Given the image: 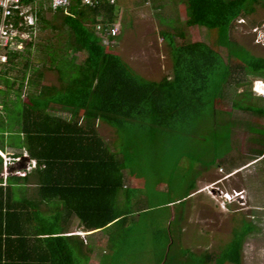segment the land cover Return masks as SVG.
Returning <instances> with one entry per match:
<instances>
[{
  "label": "trees",
  "instance_id": "16d2710c",
  "mask_svg": "<svg viewBox=\"0 0 264 264\" xmlns=\"http://www.w3.org/2000/svg\"><path fill=\"white\" fill-rule=\"evenodd\" d=\"M184 3L186 27L217 30L219 39L226 42L227 60L205 43L177 44L174 35L162 32L171 49V74L159 81L143 78L119 55L107 52L108 46L102 42L97 26L104 29L113 25L116 12L110 0H98L93 7L77 0L62 14L73 35V51L88 56L80 64L74 57L57 59L58 87L43 84V72L30 68L32 42L8 53V62L0 70V150H24L35 167L24 176L8 175L5 183L0 179V264H77L81 238L67 235L73 218L87 230L127 219L129 214L117 206L118 195L127 190L126 168L99 135L98 122L114 128L117 134L137 122L148 129L150 126L152 133L178 131L201 116L222 93L218 88L227 84L230 90L247 82V77L263 76L264 58L241 60L230 47L234 23L254 14L261 0ZM43 11H38L37 26L46 24ZM178 34L185 38L182 32ZM52 55L48 52L53 62L56 58ZM231 58L239 64H232ZM20 60L25 61L19 71L22 75L12 80L10 73ZM25 86L24 100L10 99L12 94L23 93ZM58 110L69 113L70 119L54 115ZM247 111L264 115L261 108ZM22 156L12 155L14 159ZM2 171L0 157V174ZM31 178L36 180L45 211L37 201L17 199L15 191ZM20 225L26 229L21 233ZM12 226L19 231L12 232ZM230 246V262L238 264L240 245L235 242ZM14 248L18 252H13Z\"/></svg>",
  "mask_w": 264,
  "mask_h": 264
},
{
  "label": "rangeland",
  "instance_id": "374dc122",
  "mask_svg": "<svg viewBox=\"0 0 264 264\" xmlns=\"http://www.w3.org/2000/svg\"><path fill=\"white\" fill-rule=\"evenodd\" d=\"M147 1L148 4L145 3ZM114 5L116 12L113 24L119 32L115 42L106 51L119 55L138 75L148 80L159 81L172 71L171 49L163 39L162 32L174 35L177 44L202 42L225 60L229 58L226 42L219 39L217 30L186 27L187 8L184 0H116ZM63 13L44 10L46 24L40 23L35 33L26 40L33 43L30 68L43 72V84L57 87V59L74 57L75 62L80 64L88 56L73 51V35L70 27L64 23ZM86 25L91 27L89 21ZM180 32L184 34V39L179 37ZM230 34V47L241 60L249 56L264 58V0H261L254 14L236 21ZM48 52L53 53L56 60L52 62ZM230 61L234 65L239 64L235 58ZM24 63V60L19 61L18 67L11 71L10 79L16 80V77L22 75L19 71L24 69ZM30 75L31 70L27 77ZM258 77L263 78L261 84L256 83L259 82ZM246 81L230 90L227 84L218 88L222 93L207 105L201 116L190 126L183 125L178 131L159 130L152 133L150 126L148 129L137 122L117 134L114 128L99 122L98 133L109 149L117 148L115 153L126 168L125 176L140 180L137 187L127 181L128 190L120 193L121 200L125 201L128 197L130 202L119 200L117 206L130 215L127 219H131L132 215L134 223L122 233L116 228L111 230L110 233L118 236H115V244H105L107 255H101L102 250H98L101 264H233L229 258L232 249L229 242H242L246 234V260H240V257L238 264H264V236L258 238L262 241L254 239V233H261V222L255 220L256 210L253 208H247V211L240 214L241 221L239 216H233L231 235L220 251H203L198 248L200 244L194 239L196 231L192 230L194 222L196 224L201 216L196 213L198 205L194 206L195 216L190 214L189 225L183 228L187 224L186 196L192 189H196L195 182L200 175L208 169H214L218 174L219 168L227 173L230 166L245 162V156L252 154L253 148L258 149L263 145L260 139L264 141V115L253 114L252 111L247 114L242 110L261 108L264 114V99L259 98L264 90V73L263 76L247 77ZM261 86L262 90L259 89ZM17 87L18 84L14 89ZM27 90L25 86L23 93L12 94L10 99L24 100ZM235 91L246 94L236 95ZM54 115L66 119L71 117L69 113L60 110L55 111ZM239 118L247 119L248 124ZM6 151L8 154L0 153L3 159L0 179L4 183L6 176L18 172L19 167L20 170L27 169L29 165L22 159L17 165L12 157L24 151L9 147ZM241 170V174L235 177L240 184L245 183V178L249 183L252 189L249 202L264 209V159ZM220 186L226 188V182ZM34 188L33 184L26 187L28 191ZM219 191L217 187L215 193L211 188L207 189L208 193L214 194L215 200L219 198ZM183 198H186L185 202L181 201ZM240 206L247 207V204L245 202ZM73 222L70 230L75 231L78 220L74 219ZM124 232L127 233L124 235ZM76 257L81 260L77 264H86V257Z\"/></svg>",
  "mask_w": 264,
  "mask_h": 264
},
{
  "label": "crops",
  "instance_id": "0c3cea01",
  "mask_svg": "<svg viewBox=\"0 0 264 264\" xmlns=\"http://www.w3.org/2000/svg\"><path fill=\"white\" fill-rule=\"evenodd\" d=\"M145 3L148 4L149 2L147 1ZM145 79H147V78H145ZM262 79H263L262 77L257 78L258 81H262ZM257 80H255V81H257ZM259 98L264 99V97H259ZM242 111L247 112V114L251 113L250 111H247V110H242ZM239 119H241V118H239ZM243 120L248 124L247 119H241L240 121L244 122ZM237 122H239V121H237ZM98 125H99V122H98ZM257 139H260V138H257ZM260 142H262L263 145L260 146L258 149L253 148L252 154L245 156V158H247V160L245 162H243L237 166H233V165L230 166V169L228 170L227 173L225 172V170H222L223 168H219L218 174H220V176L218 178L215 177L218 174H216V171L214 169H211V170L208 169L206 172H204L202 175H200L198 180L195 182L196 189H192L190 191V193L186 196L187 199L183 198V200H181L183 202H185L187 200L186 203H188V205H187L188 208L186 207L188 216L186 215V217H185V218H187V224H185V226L183 227L184 229L189 225L188 224L189 223V221H188L189 215L190 214L194 215V212H193L194 206L198 205V207H199V208H197L198 211H196V213L197 212L200 213L201 216L198 217V221L196 222V224L194 222V226H192V230L196 231V237H194V239L198 240V244H200L198 248L203 249V251H205V249L206 250H209V249L213 250V252L214 251H220L221 247L225 245V242L228 240V237L231 235L232 227L234 225V223L232 222L233 216L234 215L239 216V219L241 221V215L240 214H242L244 211H247V208H249V209L253 208L256 210L255 220L257 221V223L261 222L260 223V225H261L260 231L263 234H261V233L255 234L254 233L255 236L254 235L253 236H254L255 240L262 241V240H258V238L262 239L264 236V227H263L264 226V209H262V208L259 209L257 204H252V202H249V196H250L252 189L250 188L249 183H247L246 178H245V183L240 184V182L238 181L239 179L237 177H235L236 175L241 174L242 168H245V167H247V166H249L255 162L258 163L264 159V154L261 156L256 155L257 152L264 151L263 139L262 140L260 139ZM7 148L8 147H6V150H7ZM11 149H16V148H11ZM116 149L114 150L111 148L112 152H116ZM21 151H24V150H21ZM0 153L8 154L7 151L2 152L1 150H0ZM23 153H25L27 155L26 151H24ZM23 153H22V155H24ZM124 177H125L124 178V182H125L124 188L125 189L128 190V186L126 185L127 181L131 185H135V187L139 186L140 180H138V178L126 177L125 175H124ZM222 182H226V188L220 186L222 184ZM32 184L35 187L34 190L28 191L26 189V187L28 185H32ZM237 184H239V185H237ZM3 185H5V184H3ZM37 187L38 186H37L36 180L31 178L30 183L25 185V187L22 188L20 191L16 192L17 199L22 197V198H26L29 200L37 201L41 205L40 206L41 209H43V211H45L44 209H46V205L42 201H40L39 196H38ZM216 187L218 189H220L221 191L228 192V193H231L232 191L243 192L244 199L239 200L238 202H235L233 204H230L227 207H222L220 204V201H218V199H216L217 200L216 201L215 198L213 197L214 194H210L207 192V189L211 188L213 193H215ZM22 190H24V191H22ZM120 196L121 195L119 194L118 195L119 199L117 198V202H119V200H121ZM121 201L122 202H130V199H128V197H127L125 199V201L123 199ZM134 201H135V199H134ZM245 202L247 204V207L240 206L242 204H245ZM245 218L247 219V216ZM74 219H77V218H73L68 224L67 235L68 236H79L81 238L82 245L80 247V249H81L80 250L81 251L80 256H84L87 258L86 264H101L100 263V257H99L100 255L98 254V250H102L101 255H104V254L107 255L105 253V248H104L105 244L106 245L107 244L108 245L115 244L114 243L115 236H118V235L110 233L113 228L118 229L120 231V233H122V231H127V229H130L132 224L134 223V218L131 215V219H125L124 221H121L118 223H115V222L109 223V224H107V226H105L102 229L87 230L80 224V221L77 219L78 220V228L75 231H72L70 229L73 226ZM25 227H28V225ZM19 230H20L19 233H21V230L24 231L26 229L24 227L21 228V225H20ZM19 230L15 226H12V228H11L12 232L13 231H19ZM17 233L14 232V234H17ZM126 233L124 232L123 234L125 235ZM216 236L219 239L218 238L215 239ZM16 237H13L11 239H16ZM246 238H247V234L245 235L244 240H243L246 242H243V241L238 242V244L240 245V251H239V254L241 257L240 260H243V261L246 260V256H247L246 251L248 248L247 247L248 246V239L246 240ZM200 239L201 240L204 239L202 243L199 242ZM231 244H233V243L230 240L229 245H231ZM19 245H20V243H19ZM13 252H18V250L14 248ZM75 259L78 262L81 261V260H78L77 257H75Z\"/></svg>",
  "mask_w": 264,
  "mask_h": 264
},
{
  "label": "built area",
  "instance_id": "2783aa9c",
  "mask_svg": "<svg viewBox=\"0 0 264 264\" xmlns=\"http://www.w3.org/2000/svg\"><path fill=\"white\" fill-rule=\"evenodd\" d=\"M77 0H0V70L8 62V53L11 51L22 50L28 41L29 35L35 33L38 23L39 9L57 12L69 10L73 2ZM82 5L93 7L98 4V0H79ZM116 0H110L114 4ZM98 32L102 33V42L109 46L115 42L119 29L113 24L102 28L97 26ZM112 39V40H111ZM21 158L15 159L19 163ZM35 166L28 165L27 170ZM222 171V170H221ZM17 174L23 176L25 170L18 171ZM220 204L226 207L227 204L238 202L244 199L243 192L232 191L231 193L219 191Z\"/></svg>",
  "mask_w": 264,
  "mask_h": 264
},
{
  "label": "clouds",
  "instance_id": "9594fccd",
  "mask_svg": "<svg viewBox=\"0 0 264 264\" xmlns=\"http://www.w3.org/2000/svg\"><path fill=\"white\" fill-rule=\"evenodd\" d=\"M256 83H260L261 84V82L259 81V82H256ZM259 89H263V87L261 86V88H259ZM259 96H262V97H264V90L262 91V93H260V95ZM22 157H28V155H25V156H22ZM22 157H19V158H21L22 159ZM15 159H17V158H15ZM32 163H33V161H31L30 160V162L28 163L29 165H32ZM17 165L19 164V163H16ZM35 167V166H34ZM33 167V168H34ZM33 168H31V170L33 169ZM13 169V168H12ZM23 170H25L26 172H28V170L25 168V169H23ZM19 171H21V170H19ZM13 173V172H12ZM1 175V174H0ZM13 175H17V176H21V175H19V174H17V172L16 173H14ZM24 176V175H23ZM7 177V176H6ZM5 177V178H6ZM222 192H224V191H222ZM220 201V200H219ZM233 203H235V202H232V203H229V204H227V206L228 205H230V204H233ZM226 206V207H227Z\"/></svg>",
  "mask_w": 264,
  "mask_h": 264
},
{
  "label": "water",
  "instance_id": "95a60500",
  "mask_svg": "<svg viewBox=\"0 0 264 264\" xmlns=\"http://www.w3.org/2000/svg\"><path fill=\"white\" fill-rule=\"evenodd\" d=\"M22 161H26L27 163L30 162V158L29 157H22ZM21 167L18 168V170H20Z\"/></svg>",
  "mask_w": 264,
  "mask_h": 264
},
{
  "label": "bare ground",
  "instance_id": "6f19581e",
  "mask_svg": "<svg viewBox=\"0 0 264 264\" xmlns=\"http://www.w3.org/2000/svg\"><path fill=\"white\" fill-rule=\"evenodd\" d=\"M258 84H260V83H258Z\"/></svg>",
  "mask_w": 264,
  "mask_h": 264
}]
</instances>
